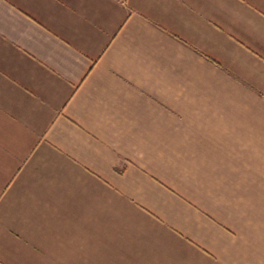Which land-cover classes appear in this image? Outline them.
Masks as SVG:
<instances>
[{
  "label": "crops",
  "instance_id": "1",
  "mask_svg": "<svg viewBox=\"0 0 264 264\" xmlns=\"http://www.w3.org/2000/svg\"><path fill=\"white\" fill-rule=\"evenodd\" d=\"M0 264H264V0H0Z\"/></svg>",
  "mask_w": 264,
  "mask_h": 264
}]
</instances>
